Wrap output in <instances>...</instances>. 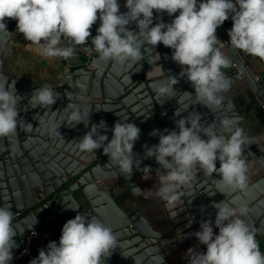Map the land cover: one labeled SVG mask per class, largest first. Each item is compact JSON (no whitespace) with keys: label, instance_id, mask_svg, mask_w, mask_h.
Returning a JSON list of instances; mask_svg holds the SVG:
<instances>
[{"label":"clouds","instance_id":"9594fccd","mask_svg":"<svg viewBox=\"0 0 264 264\" xmlns=\"http://www.w3.org/2000/svg\"><path fill=\"white\" fill-rule=\"evenodd\" d=\"M124 7L127 11L121 13L118 0H0V33L11 34L5 20L15 19L17 32L35 45L40 55L68 60L76 58L77 46H86L90 29L99 19L97 34L91 38L92 47H86L96 54V60L111 61L124 70L138 66L145 58V49L155 51L162 43L173 50L171 59L182 69L179 75L186 77L195 90L194 95L183 91L177 101L176 117L188 112L192 105L186 104L180 110L185 97H194L195 104L207 107L212 113L224 107L223 93L230 90L231 80L222 69L229 67L230 60L221 52L218 46L221 42L215 33L229 18L233 22L228 31L230 47L264 61V0H126ZM154 10L170 17L179 14L171 23L154 24ZM131 24L138 31L130 30ZM65 43L68 46H62ZM159 59L156 53V60L148 63L159 67L164 76L151 84L158 100L163 101L177 94L174 86L178 80L171 74L164 75L156 63ZM58 96L50 85L32 92L29 106L45 109L41 117L50 113L39 121L40 127L50 136H61L62 125L75 127L83 123L89 127L92 111L78 104L69 103L62 111H51ZM22 99L15 81L9 83L8 77L0 74V138L15 136L18 127L23 131L32 129V124L19 118L18 105ZM218 123L219 128L215 120L210 124L202 122L201 115L192 111L175 120L178 131L154 129L150 133L159 137V143L147 147L145 157L155 158L160 165L156 170L160 186L154 194L167 205L180 202L184 195L180 189L191 186L197 168L209 177L213 173L219 175L215 181L217 192L247 189L248 164L244 157L247 134L239 126L238 117L224 116ZM106 129L103 120L99 124L91 123L90 130L77 141V147L93 156L95 150L102 148L109 158L108 167L131 176L134 167L139 166L133 148L141 129L134 123L118 121L110 141L107 135L100 134V130ZM12 150L16 153L18 149L13 146ZM144 169L151 171L148 167ZM235 203L223 200L214 205L218 210L214 226L219 232L214 234L213 221L201 222L200 230L194 235L206 246V252L189 248L188 264H264L256 233L243 219L249 210L243 203L234 207ZM13 222L11 208L0 207V264H11L13 260V249L17 247L14 237L18 233ZM117 248L121 245L111 227L95 217L89 219L78 213L63 225L59 244L50 241L30 264H106Z\"/></svg>","mask_w":264,"mask_h":264},{"label":"water","instance_id":"95a60500","mask_svg":"<svg viewBox=\"0 0 264 264\" xmlns=\"http://www.w3.org/2000/svg\"><path fill=\"white\" fill-rule=\"evenodd\" d=\"M118 3L120 12H126L127 9L124 7L126 0H118ZM178 14L179 12L170 17L167 13L158 14L154 10L153 23H171ZM5 22L7 31L12 34L16 30L17 21L6 18ZM99 26L98 19L90 29L91 36L87 41V47H92L91 38L97 34L96 29ZM128 27L130 30L138 31L135 24ZM221 29L218 27L215 34L229 49L235 61V67L225 75L238 79L236 75L240 71L241 77L249 82L264 103L262 88L237 50L230 47V40ZM11 34L0 33V59ZM88 51L91 53L88 62L66 70L65 82L53 87L59 96L56 103L51 106V111H62L67 104L75 103L84 110L92 111L90 124L89 127H85L83 123L75 127L62 125L59 129L61 136H50L39 125V121L46 119L50 113L41 117L46 110L40 107L33 109L28 104L32 92L39 86L34 87L24 80L0 72L8 77L9 83L15 81L17 94L23 97L18 105L19 118L33 126L30 131H23L18 127L15 136L0 138V207L11 208L14 213L13 223L18 230L14 237L17 247L13 249V256L21 249L20 238L33 228H37L40 233L50 236L59 244L63 225L79 213L89 216V219L90 217L99 219L117 234L121 248L113 251L106 264H135L136 260L139 264H172L168 259L173 250L168 247L169 242L151 230L146 220L136 214L137 212L124 215L116 211L113 222L108 218L100 205L102 202L110 205L111 198L100 182L120 176L129 184V180L137 173L146 170L145 167L151 170L160 168L155 158L145 157L146 148L159 143V137L150 133L154 129L178 131L175 120L187 116L188 112L199 113L202 122L208 124L215 120L218 128V122L224 116L238 118L239 116L231 101H224V107L212 113L207 107L195 104L194 97H185L183 103L179 105L180 110L183 111L186 104L192 105L188 112L176 117L177 101L180 100L183 91L194 95L195 90L186 77L179 75L182 69L171 59L173 50L162 43L155 47V51L151 48L145 49V58L130 70L121 69L111 61H98L95 58L96 54L90 49ZM156 53L160 55L156 63L162 67L164 75L171 74L178 80L174 86L177 94L168 100H158L151 87L153 81L164 78L159 67L148 63L156 60ZM101 120L106 122L107 129L100 130V134L107 135L109 141L112 138L114 124L118 121L134 123L141 129L139 139L133 148V156L139 161V166L134 167L131 176L126 177L115 167H108L106 164L109 158L103 153L102 148L95 150L93 156L77 147V141L90 130L91 123L99 124ZM256 143L254 138L248 137V142L244 145V157L248 164L246 190L217 192L215 181L220 178L219 175L213 173L212 177H209L198 168L197 173L194 172L191 186L180 189L184 195L176 205L181 209L183 214L181 221L185 223V227L197 226V229L192 231L193 234L200 230L201 222L215 220L218 210L214 205L223 200L227 203L235 201L234 207L241 203L245 204L249 210L243 217L245 222L252 230L264 232V186L255 191L254 185L251 186L253 179L249 172L259 161L263 149ZM13 146L18 149L16 153L12 150ZM219 166L217 161L216 167ZM76 193H80V196H76ZM111 209L113 211V207ZM143 235L146 237H142ZM135 244L137 246L133 248L132 245ZM183 244L184 239L179 237V245ZM145 247L146 252L152 254L150 261L143 262L135 255V249ZM128 254L130 257H126Z\"/></svg>","mask_w":264,"mask_h":264},{"label":"crops","instance_id":"0c3cea01","mask_svg":"<svg viewBox=\"0 0 264 264\" xmlns=\"http://www.w3.org/2000/svg\"><path fill=\"white\" fill-rule=\"evenodd\" d=\"M232 23L229 18L220 26L229 40L228 31L231 29ZM62 46L68 45L65 43ZM220 50L230 60L229 67L222 69L225 74L235 67V61L223 43L220 44ZM236 50L264 92V61L248 55L242 50ZM90 56L91 53L88 49L80 45L76 47V58L74 59L45 58L39 54L35 45L26 41L23 34L15 30L5 45L4 53L0 59L2 62L0 63V72L9 77L24 80L25 83L34 87L45 85L56 87L65 82L66 70L87 63ZM236 76L239 80L232 76L229 77L231 88L228 92L223 93L224 101H231L240 119L239 126L245 130L247 137L254 138L256 144L263 148L259 161L249 171L253 179L251 186L254 185V190L258 191L260 186H264V108L255 90L245 78L241 77L240 71ZM100 183L111 198L112 206H110L111 204L107 206L106 202H102L100 205L108 218L113 222L116 211L124 215L137 212L136 214L146 220L151 230L169 242L168 247L173 250L168 259L172 264H188L186 252L189 248H194L199 252L206 251V246L200 244L192 232L197 229V226L186 228L185 223L181 221L183 218L181 209L176 204L167 205L165 201L154 194L160 186L156 170H144L142 173H137L129 180V184L120 176L102 180ZM213 231L214 234L219 232V229L214 226V221ZM255 233L260 250L264 253V232L255 231ZM179 237L184 239L183 245H179ZM50 241L54 240L50 236L40 233L39 237L34 239L31 244V253L21 260L22 264H30L32 259L38 257L39 250L46 249ZM136 246V244L132 245L133 248ZM146 251V247L136 248L135 255L139 256L143 262L150 261L152 253Z\"/></svg>","mask_w":264,"mask_h":264},{"label":"built area","instance_id":"2783aa9c","mask_svg":"<svg viewBox=\"0 0 264 264\" xmlns=\"http://www.w3.org/2000/svg\"><path fill=\"white\" fill-rule=\"evenodd\" d=\"M259 101L264 108V103L260 100V98ZM195 173H197V170H195ZM39 235L40 232L38 231V229L33 228L30 231L26 232V234L20 238L21 249L13 256V264H22L21 260L31 253V244L34 239L39 237Z\"/></svg>","mask_w":264,"mask_h":264},{"label":"rangeland","instance_id":"374dc122","mask_svg":"<svg viewBox=\"0 0 264 264\" xmlns=\"http://www.w3.org/2000/svg\"><path fill=\"white\" fill-rule=\"evenodd\" d=\"M76 196H80V193H76Z\"/></svg>","mask_w":264,"mask_h":264},{"label":"bare ground","instance_id":"6f19581e","mask_svg":"<svg viewBox=\"0 0 264 264\" xmlns=\"http://www.w3.org/2000/svg\"><path fill=\"white\" fill-rule=\"evenodd\" d=\"M220 27V26H219ZM221 29V28H220ZM222 30V29H221ZM222 33V32H221Z\"/></svg>","mask_w":264,"mask_h":264}]
</instances>
